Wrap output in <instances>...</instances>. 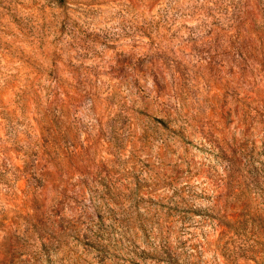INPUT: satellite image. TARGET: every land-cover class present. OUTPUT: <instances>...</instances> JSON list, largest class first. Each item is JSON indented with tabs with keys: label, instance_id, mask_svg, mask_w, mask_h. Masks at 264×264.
Returning a JSON list of instances; mask_svg holds the SVG:
<instances>
[{
	"label": "rangeland",
	"instance_id": "rangeland-1",
	"mask_svg": "<svg viewBox=\"0 0 264 264\" xmlns=\"http://www.w3.org/2000/svg\"><path fill=\"white\" fill-rule=\"evenodd\" d=\"M0 264H264V0H0Z\"/></svg>",
	"mask_w": 264,
	"mask_h": 264
},
{
	"label": "trees",
	"instance_id": "trees-1",
	"mask_svg": "<svg viewBox=\"0 0 264 264\" xmlns=\"http://www.w3.org/2000/svg\"><path fill=\"white\" fill-rule=\"evenodd\" d=\"M57 1L60 2V3H63L64 2V0H57ZM236 224L238 226H241V227L243 226V223H240V222H237Z\"/></svg>",
	"mask_w": 264,
	"mask_h": 264
}]
</instances>
